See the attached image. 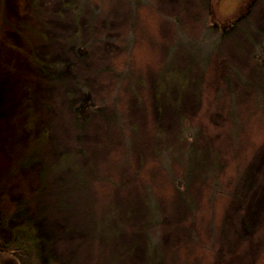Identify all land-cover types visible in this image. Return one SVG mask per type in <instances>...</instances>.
Segmentation results:
<instances>
[{
  "label": "rangeland",
  "instance_id": "374dc122",
  "mask_svg": "<svg viewBox=\"0 0 264 264\" xmlns=\"http://www.w3.org/2000/svg\"><path fill=\"white\" fill-rule=\"evenodd\" d=\"M249 1L0 0V264H21L14 232L23 218L6 219L25 202L49 236L45 264L51 254L71 264H250L264 253V126L252 117L255 100L264 102L252 58L264 46V0L247 15ZM213 51L224 79L214 63L201 65ZM189 76L203 87L169 93ZM232 87L235 144L227 131ZM85 95L95 107L78 116ZM182 118L205 148L187 178L166 153L189 145L179 138ZM69 152L100 180L57 209L53 192L72 172L54 163ZM225 155L241 161L238 192L227 170L212 169ZM149 196L154 222L146 225ZM113 207L122 218L115 231L100 222ZM150 243L160 251L152 261Z\"/></svg>",
  "mask_w": 264,
  "mask_h": 264
},
{
  "label": "trees",
  "instance_id": "16d2710c",
  "mask_svg": "<svg viewBox=\"0 0 264 264\" xmlns=\"http://www.w3.org/2000/svg\"><path fill=\"white\" fill-rule=\"evenodd\" d=\"M256 0H251L249 1L247 5V15H250V10L253 4L255 3ZM101 5L108 6L110 3V0H100ZM251 3V4H250ZM77 38L71 39V41L75 44L77 47L78 51H82V45L79 43L78 40L79 37L76 36ZM258 48V47H257ZM216 53V54H215ZM252 58H257L258 62H256L257 69H259L263 75H264V46L261 45L259 48L253 53ZM210 63H214V68H217L218 71V76L220 79L226 78V75L222 69V65L225 63L220 56H218L217 52L213 51L212 54L209 53V55L206 56V60L201 62V65L204 66L205 68H208ZM127 75L126 74H120V80L125 78ZM124 80V79H123ZM122 80V81H123ZM160 80L158 79V95L162 99L159 101L160 105H165V102L163 100L162 96V91H160V86L159 82ZM256 92H259L260 87L253 83L249 82L248 83ZM203 87L202 85V79L198 77H191L185 79L184 85L181 87H172L170 92L174 88H178L180 90H184L185 88L188 87H195L198 90L200 87ZM205 86V84H204ZM202 91V89H201ZM209 93H202L201 96L199 97V100L202 102V104H207L208 102L202 101L201 97L203 95L207 96ZM221 96V93H217L216 97L212 98L210 102L215 101V104L217 106V102L219 101V98ZM239 96V90H235L234 87L229 91L228 94H226V97L228 99L227 101V114L231 117L230 124L228 125L229 129L227 130L229 134H231L232 139L231 142L232 144H235V135L234 133L236 132L237 128L239 127V121H238V114H239V103L237 100V97ZM214 99V100H213ZM95 105L93 104V100L89 95H85L83 99L75 106V111L77 115L81 116L83 114H88L89 109H94ZM205 106L203 107L204 110ZM207 110V108L205 109ZM201 116H203V112L201 113ZM256 122L261 123L264 126V102H261L259 99L255 100V104L253 107V116H252ZM110 119L112 117H109ZM195 129L191 127L190 124L186 123L184 119H181V129L179 131V138L184 140L190 141L187 145V147L184 149H181L180 147L174 146L170 147L167 150L168 158L171 160H179L181 161L183 167H184V175L186 178L190 174V169L193 168L195 165L199 164L203 160L199 158L202 154L205 148H202L200 150L197 149V146H195ZM163 150L166 149L162 148ZM234 149V146H233ZM76 151V150H75ZM75 152H69V153H62L56 160L55 164V171H61V170H71L72 175L70 178H61L59 180V183L57 184L53 194L56 197V200L54 204L52 203L53 208H62L65 206H73V202L70 201V194L75 192V191H82L85 190L90 184L93 183V181L98 182L100 178L98 177V174L96 172H89V168L80 165L78 162H76L75 159ZM231 158H226L225 155V160L222 161L220 159H217V162L215 161L214 164H212V169L217 170V169H224L227 170L225 176H232L234 177V180H236V185L234 184V188L236 187V191L238 192L241 188L239 187V179L242 174V165L241 161L232 157ZM201 164V163H200ZM183 180L178 179L176 185L181 188L183 187ZM45 183V180H44ZM62 185H67V189L65 190L64 193L60 192V187ZM218 184H215V190L216 192L218 191ZM234 191H232L233 193ZM49 194V193H47ZM50 195V194H49ZM186 201L189 205H195L193 204V201L189 200L186 198ZM144 206L146 207V210L148 211V221L146 222V225L149 224L150 222H154V218L152 215V210L153 207L155 206L153 201L151 200L150 196L145 199ZM40 214V213H39ZM39 214L37 215H31L30 214V209H28V205L25 202V205L23 209H21V212H16L10 214L11 216L6 219V222L11 221L12 218H18L22 217L23 218V223L22 225L16 229L14 232V237L16 239L17 243V248L14 250L17 253V256L20 260L21 264H45L44 259H45V244H47L49 236L48 233L45 232V229L43 225L40 223L39 226ZM120 216V209L117 207H113L108 209V212L103 215L102 219H100V222L102 224V228L106 229L110 227V224L112 223L114 225L113 230H120L122 228V224L120 223L119 219H122ZM42 217H40L41 219ZM4 221L0 222V224H3ZM113 231V232H114ZM22 236V237H21ZM160 253L159 247L149 245V250H148V255L151 256V260L155 259L157 255ZM63 259V258H62ZM152 262L148 264H152ZM46 264H71L68 262L67 259L63 260H58L55 258L53 254H51V257L49 259V262ZM250 264H264V253H262L258 258L252 260Z\"/></svg>",
  "mask_w": 264,
  "mask_h": 264
}]
</instances>
